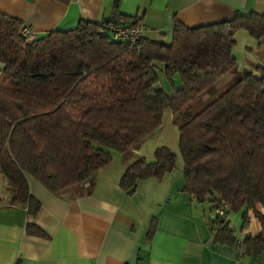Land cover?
<instances>
[{
	"label": "trees",
	"instance_id": "1",
	"mask_svg": "<svg viewBox=\"0 0 264 264\" xmlns=\"http://www.w3.org/2000/svg\"><path fill=\"white\" fill-rule=\"evenodd\" d=\"M114 22L139 23L120 13L98 22L79 17L26 40L22 21L0 11V174L7 201L35 212L27 175L51 192H88L113 152L124 164L125 192L139 180L160 179L175 167V153L157 145L147 158L136 149L168 109L183 189L208 202L214 240L239 247L240 256L264 254V212L254 208L264 203V62L238 70L231 52L237 29L259 42L264 11L198 26L173 18L167 38L161 31L133 41L113 38ZM158 70L173 86L169 95L156 84ZM248 209L260 229L238 236L226 214L240 210L241 228ZM27 228L42 234L33 223Z\"/></svg>",
	"mask_w": 264,
	"mask_h": 264
},
{
	"label": "crops",
	"instance_id": "2",
	"mask_svg": "<svg viewBox=\"0 0 264 264\" xmlns=\"http://www.w3.org/2000/svg\"><path fill=\"white\" fill-rule=\"evenodd\" d=\"M114 1L0 0V11L20 19L35 35L71 27L79 17L98 22L120 13L142 23L149 38H159L161 31L167 38L173 18L198 26L230 19L236 12L264 11V0H117L116 9ZM231 52L239 70H253L264 62V34L258 42L246 30H235ZM156 84L165 94L173 91L161 70ZM171 116L164 109L156 133L136 149L147 158L157 145L175 153V167L160 179L139 180L132 192H125L119 186L124 164L113 152L95 172L88 192H51L27 175L29 192L38 201L35 212L0 196V264H264V254L240 256L239 247L214 240L208 202L196 201L183 189L178 131ZM254 208L264 212V203ZM226 217L238 236L260 229L252 209L241 228L240 210L228 211ZM28 223L42 234L31 232Z\"/></svg>",
	"mask_w": 264,
	"mask_h": 264
},
{
	"label": "built area",
	"instance_id": "3",
	"mask_svg": "<svg viewBox=\"0 0 264 264\" xmlns=\"http://www.w3.org/2000/svg\"><path fill=\"white\" fill-rule=\"evenodd\" d=\"M109 28L113 38L129 39L130 41L136 39L138 35L143 33L145 30V26L140 22L132 25L114 22L109 24ZM20 32L26 40H30L35 37V33L27 25H22ZM223 209V207H217L215 211L219 215H222L224 213Z\"/></svg>",
	"mask_w": 264,
	"mask_h": 264
},
{
	"label": "rangeland",
	"instance_id": "4",
	"mask_svg": "<svg viewBox=\"0 0 264 264\" xmlns=\"http://www.w3.org/2000/svg\"><path fill=\"white\" fill-rule=\"evenodd\" d=\"M238 68V67H237ZM239 70V68H238ZM230 74H226V78H222L219 82H218V86H222L224 85V83L227 81V79L230 78ZM5 178L0 174V196L2 197H7L5 190H4V185H5ZM231 215L233 214L232 212L230 213Z\"/></svg>",
	"mask_w": 264,
	"mask_h": 264
}]
</instances>
